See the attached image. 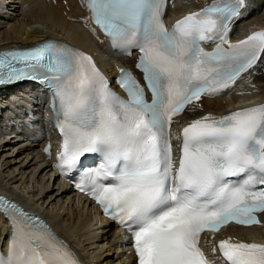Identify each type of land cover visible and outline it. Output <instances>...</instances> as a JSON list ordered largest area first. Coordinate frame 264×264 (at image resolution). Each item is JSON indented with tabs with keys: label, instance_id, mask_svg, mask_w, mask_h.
I'll use <instances>...</instances> for the list:
<instances>
[{
	"label": "snow or ice",
	"instance_id": "snow-or-ice-1",
	"mask_svg": "<svg viewBox=\"0 0 264 264\" xmlns=\"http://www.w3.org/2000/svg\"><path fill=\"white\" fill-rule=\"evenodd\" d=\"M244 0H215L179 19L163 21V0H87L92 24L113 44H134L137 67L151 94L129 73L117 96L92 58L46 42L0 54V85L43 79L53 89L56 127L63 138L57 167L72 169L86 153L98 167L76 187L131 233L138 264H209L202 233L230 223L259 224L264 213V105L221 117L190 120L176 137L173 118L202 96L230 88L264 53V32L232 43L230 24ZM214 44L206 51L202 44ZM47 151V149H45ZM13 235L0 264H78L42 223L0 199ZM223 264H264V244L221 239ZM217 249L213 248V252Z\"/></svg>",
	"mask_w": 264,
	"mask_h": 264
},
{
	"label": "bare ground",
	"instance_id": "bare-ground-1",
	"mask_svg": "<svg viewBox=\"0 0 264 264\" xmlns=\"http://www.w3.org/2000/svg\"><path fill=\"white\" fill-rule=\"evenodd\" d=\"M78 1L0 0V50L31 47L47 39L62 40L71 46L96 54L99 66L108 76L114 74L115 62L120 66L132 67L133 60L110 53L104 44H99L91 34L71 21L83 17ZM206 1L209 0H201V3ZM244 1L246 4L248 0ZM252 1L256 8L262 9L264 6H261L264 0ZM188 3L190 0H179L177 5L185 7ZM189 6H186L187 9ZM252 15L251 13L242 18L239 31L236 29L239 38L264 27V10L263 15ZM263 62L259 63L253 74L245 81L248 82L247 80L254 77V82L259 84V94L255 95L257 98L264 97ZM26 91L34 95L30 109L37 110L40 98L36 96L38 90L35 85L0 88L2 130L7 131L8 126L4 123L21 110V107L16 105L25 103ZM228 105L223 98L201 100L188 108L184 119H194L209 112L223 113ZM5 131L0 132V137L7 139L0 144V190L20 200L27 210L47 218L54 229L74 246L83 258L89 257L91 264H128L129 256L116 247L117 232L112 223L102 219L99 212L90 207L87 201L75 198L72 192L53 176L49 162L44 161L40 154L39 145L20 141L19 135L13 136L14 131ZM9 233L10 230L5 229L0 219V241ZM226 234L240 240H264V227L251 229L229 227Z\"/></svg>",
	"mask_w": 264,
	"mask_h": 264
},
{
	"label": "rangeland",
	"instance_id": "rangeland-1",
	"mask_svg": "<svg viewBox=\"0 0 264 264\" xmlns=\"http://www.w3.org/2000/svg\"><path fill=\"white\" fill-rule=\"evenodd\" d=\"M248 2H250L249 7H251L250 13L253 14L252 16H255V15L257 16V15H261V14L263 15V10H264V6H263V5H264V2H263L262 5H261V6H263L262 9H261V7H260V9H259V8H256V7L254 8L253 3H252V2H253L252 0H248L247 3H248ZM190 3H191V4H190ZM190 3H188L186 6L192 5L194 2H193L192 0H190ZM194 4H195V3H194ZM194 4H193V5H194ZM252 8H253V9H252ZM255 9H256V10H255ZM254 14H255V15H254ZM263 64H264V62H263ZM257 84H258V83H257ZM259 88H260V87H259ZM102 244H103V243H102ZM102 244H100V246H101Z\"/></svg>",
	"mask_w": 264,
	"mask_h": 264
}]
</instances>
